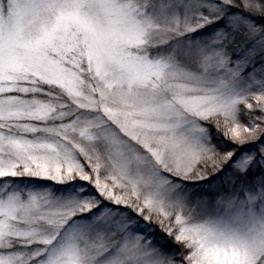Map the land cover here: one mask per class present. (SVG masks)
I'll return each instance as SVG.
<instances>
[{
	"label": "snow or ice",
	"instance_id": "snow-or-ice-1",
	"mask_svg": "<svg viewBox=\"0 0 264 264\" xmlns=\"http://www.w3.org/2000/svg\"><path fill=\"white\" fill-rule=\"evenodd\" d=\"M0 264H264V0H0Z\"/></svg>",
	"mask_w": 264,
	"mask_h": 264
}]
</instances>
